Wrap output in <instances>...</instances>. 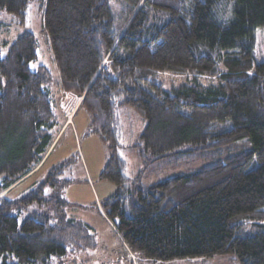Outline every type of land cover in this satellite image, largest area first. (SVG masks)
<instances>
[{
    "label": "trees",
    "instance_id": "16d2710c",
    "mask_svg": "<svg viewBox=\"0 0 264 264\" xmlns=\"http://www.w3.org/2000/svg\"><path fill=\"white\" fill-rule=\"evenodd\" d=\"M31 2L0 0V10L23 26ZM44 2L61 85L82 97L76 112L88 111L89 133L108 145L101 177L117 189L102 209L123 244L140 259L264 264V62L255 48L264 0ZM38 58L30 29L7 55L0 48V264H76L97 246L91 225L66 214L67 162L23 196L7 197L68 126L51 99L50 69L31 65ZM167 74L184 80L167 85ZM125 107L146 120L144 162L188 146L213 158L150 184L141 171L130 178L119 141ZM35 204L42 209L20 218Z\"/></svg>",
    "mask_w": 264,
    "mask_h": 264
},
{
    "label": "rangeland",
    "instance_id": "374dc122",
    "mask_svg": "<svg viewBox=\"0 0 264 264\" xmlns=\"http://www.w3.org/2000/svg\"><path fill=\"white\" fill-rule=\"evenodd\" d=\"M44 5V0H32L28 10L27 24L23 26L16 23L13 14L0 10V48L2 55H7L10 45L19 34L25 29L34 32L38 42L39 58L31 65L33 68L45 65L50 69L52 73V80L49 84L51 99L56 110L59 107L61 116L69 122L68 127L61 131L52 152L44 160V164L33 175L10 190L7 197L16 199L23 196L37 183L45 180L55 165L67 162L62 175L64 180H70L64 190V197L70 203L66 208V214L91 225L97 241L95 249L77 254L74 257V263L80 264L83 259L84 264H120L125 261L127 255L128 263L132 264L127 247L102 209V202L117 189L115 182L101 177V172L108 159V145L98 135L89 133L90 115L86 109L81 108L74 116L82 97L76 93L67 92L61 85L59 68L54 58L50 39L43 28ZM255 35L256 61L264 62V26L258 27ZM163 77L167 85L178 84L184 80L169 74ZM119 122V141L124 145L120 147V153L127 161L126 174L134 178L141 171L142 182L145 184L181 172L196 170L213 158L210 151L200 154L189 150L191 147L188 146L158 161L146 163L139 151L143 145L141 134L146 120L136 109L125 107L119 110ZM133 145L134 147H130ZM41 209L38 204L30 206L20 214V218H24L34 210ZM70 257L63 258V261L72 262ZM135 257L137 264H239V261L232 256H217L208 260L205 258L151 260L140 259L136 254ZM55 258L58 257L53 259ZM55 262L53 264H57V261Z\"/></svg>",
    "mask_w": 264,
    "mask_h": 264
},
{
    "label": "built area",
    "instance_id": "2783aa9c",
    "mask_svg": "<svg viewBox=\"0 0 264 264\" xmlns=\"http://www.w3.org/2000/svg\"><path fill=\"white\" fill-rule=\"evenodd\" d=\"M128 254L130 257H132V259L134 260V263L136 264V261H135V255L134 253L130 250V248H128ZM101 264H104V263H101Z\"/></svg>",
    "mask_w": 264,
    "mask_h": 264
},
{
    "label": "crops",
    "instance_id": "0c3cea01",
    "mask_svg": "<svg viewBox=\"0 0 264 264\" xmlns=\"http://www.w3.org/2000/svg\"><path fill=\"white\" fill-rule=\"evenodd\" d=\"M77 113H78V112H76L74 116H76V115H77ZM67 127H68V126H67Z\"/></svg>",
    "mask_w": 264,
    "mask_h": 264
}]
</instances>
